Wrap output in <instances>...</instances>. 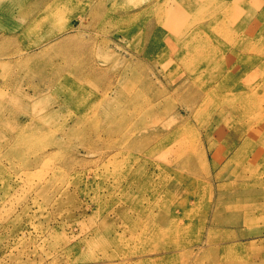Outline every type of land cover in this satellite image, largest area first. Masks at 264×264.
I'll return each instance as SVG.
<instances>
[{"label": "rangeland", "instance_id": "1", "mask_svg": "<svg viewBox=\"0 0 264 264\" xmlns=\"http://www.w3.org/2000/svg\"><path fill=\"white\" fill-rule=\"evenodd\" d=\"M187 1L0 0V264H264V171L251 187L255 147L238 141L250 118L222 93L211 115L203 111L209 103L201 88H216L239 50L225 48L220 70V54L196 65L180 60L168 29L202 42L206 35L189 34L211 27L221 0L191 9ZM239 68L232 85L240 83ZM125 92L135 93L134 108ZM147 103L159 116L140 111ZM110 108L128 109L137 136L193 128L191 157L163 175L146 147L105 148L104 139H118ZM84 127L91 149L80 142ZM139 164L151 180L128 199L129 171ZM133 200L148 213L142 224ZM150 214L178 215L182 243L159 252L150 236L140 239L151 231Z\"/></svg>", "mask_w": 264, "mask_h": 264}, {"label": "bare ground", "instance_id": "2", "mask_svg": "<svg viewBox=\"0 0 264 264\" xmlns=\"http://www.w3.org/2000/svg\"><path fill=\"white\" fill-rule=\"evenodd\" d=\"M197 1L199 0H188L185 3H182V5H184L186 9H191L192 6L198 4L196 3ZM214 1L215 0H213V2ZM227 1H231V4H226ZM215 7L216 9L211 20V27L206 30H197L196 32L189 34L206 35V40L204 39L202 42H198L196 40V36H188V38H185V35H181V32L183 30L182 28L170 27L168 29L169 32H173V34H176L174 36L175 38H173L174 43L171 44L182 48L183 51H180V56H178L180 60L181 57L182 59H184L185 56L186 61H189L190 65H196L201 62L206 63V59L209 57H215L219 60L218 54H220L222 58H220L218 64H216L215 70H220V68L222 67L221 65L225 64L228 61L224 54V50L228 45L232 46L231 48L234 47V49L230 52L239 50L236 55H234L235 58L231 66L228 67V72L220 77V82L216 86V88H214L215 86H204L201 88L204 95L203 101L206 102V105L209 103L203 111H205V115H211L212 110L207 111V109H209L210 106H215L218 103L216 99L220 97V93H222L224 96L228 94V96L230 97V102L232 100H236L238 102L239 107H234L235 111L238 112L237 114L250 118V122L246 126L247 131L244 132L246 137H243L242 135L238 138V141L240 142L242 140L243 144L248 141V143L252 147H255L253 155L254 161L256 163L251 167V177H254L251 187H255L256 185L260 186L258 181H260L261 172L264 171V167H262L263 169L260 170L257 164V162H259L260 160V157L263 155L262 152H264V0H225V2L221 0ZM199 10H201V7L196 11V13ZM186 14H188L187 11ZM220 38H224L226 40L224 43H220L221 45H217V42L216 44L211 42V39L215 41L216 39ZM219 46L222 47L220 51L217 52V49L220 48ZM172 49H170V51ZM238 65H240L242 68L239 69L241 71L243 70L240 74V83L238 85H232L229 82L230 74L232 75V69H236ZM250 71L252 72V74L250 73ZM235 72L233 71V73ZM242 79H245L246 84H241ZM124 87L128 89L126 81H124ZM134 94L135 93L125 92V94L123 95V100L127 107L134 108L137 99L135 96H133ZM67 98V102L73 101L71 98ZM140 109L141 112L150 116L151 119L156 118L160 114L159 107H157L156 105L152 106L150 103H147L144 106L141 105ZM127 110L128 109L126 108H110L106 112V118L108 119V121L114 123V128L112 129V131L118 137V139L116 140V138H113V136L109 137L108 139H104L103 143L105 148L106 145H108L110 147H117L121 150L129 152L134 149H144V147H146L144 156L150 160L154 158L160 159L162 164H158V166L159 168H163V170H159V173L161 171V174L163 175L166 172L168 174H171L169 170H166L167 166H170L174 163L181 164L189 160V158L191 157L190 147L192 144L189 141V135L191 133H194L193 128L185 126L183 128L178 127L173 129L170 128L167 130L156 129V131L151 130L149 133H146L148 132L147 128L146 132L140 133L139 136H137V133L128 126L129 116L128 113H126ZM220 114H222V112H220ZM221 116L222 118L220 117V120L224 119V115ZM222 121H224V123L226 122L225 120ZM253 123H256V125H253ZM89 133L90 132H88L87 128L84 129L81 135H85V138L80 140V142H82L83 146L91 149L93 146L92 143H94V139ZM67 134L73 135V133L71 132H67ZM74 137H78V135L75 134ZM58 142H61V139H58L55 143ZM239 142H236V145H238ZM34 163L37 164V162H33V164ZM66 163L70 166L74 164L71 159ZM262 164L264 165V163ZM84 165H86V163ZM129 172L130 185L124 188L126 198L128 199L132 197V194L131 196H128V194L132 193L133 188L141 189L145 187L151 180V177L148 176L147 171L142 168L141 164H139L136 169L130 170ZM173 174L180 177V174L178 173ZM242 191L243 189L240 186L235 192L241 193ZM132 202L133 207L138 211V219H141L140 224H142L143 217L148 213L143 212L139 201L133 200ZM180 205L181 208L183 206H186L185 204L183 205V203H180ZM247 212L250 211L247 210ZM148 220L149 222H151V224L149 225L151 231L148 233V231L144 229L141 231L138 237L140 239L148 240V236H150L149 238H151V240L156 244L154 246L155 251L158 250L159 252H163V249H167L170 246L177 247L178 244H180L181 236L184 234L186 228L184 227V225H181L179 223L178 215L173 214L171 216V219L165 220L164 217L160 214L155 216V218H153V214H150ZM135 222H137V219ZM200 246L198 247V250H201V248L204 247ZM160 258L171 259V257L167 255ZM254 263L255 262H251L250 264Z\"/></svg>", "mask_w": 264, "mask_h": 264}]
</instances>
